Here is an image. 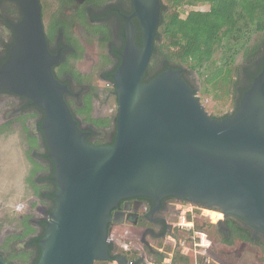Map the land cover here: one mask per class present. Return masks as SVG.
<instances>
[{
  "label": "water",
  "instance_id": "obj_1",
  "mask_svg": "<svg viewBox=\"0 0 264 264\" xmlns=\"http://www.w3.org/2000/svg\"><path fill=\"white\" fill-rule=\"evenodd\" d=\"M141 45L128 31L113 74L118 110L114 142L93 145L69 112L64 87L52 76L39 6L24 0V27L3 69L5 86L44 112L42 130L54 164L55 208L39 240L37 264H94L112 258V210L128 198L180 201L231 214L264 235V68L231 117L208 114L182 78L168 68L147 82L159 25V0H133ZM116 222V221H115ZM0 264H7L0 255Z\"/></svg>",
  "mask_w": 264,
  "mask_h": 264
},
{
  "label": "flooded vegetation",
  "instance_id": "obj_2",
  "mask_svg": "<svg viewBox=\"0 0 264 264\" xmlns=\"http://www.w3.org/2000/svg\"><path fill=\"white\" fill-rule=\"evenodd\" d=\"M23 1L0 0V137L11 136L8 145L11 154L8 155L5 169L1 172L5 176L1 182L6 185L4 188L0 187V191L5 193L4 198L0 197V255L7 264H35L39 256V240L46 230L47 217L55 208L54 195L57 190L53 180L54 164L48 156L49 149L42 130L44 112L25 95L8 89L4 82L3 69L16 44L20 22L24 19ZM183 1L178 8L187 9L184 16H181L183 11L180 12L181 17L187 16L192 10L208 11L211 6L206 0ZM36 2L39 6L46 50L52 59L51 73L64 87L63 98L78 129L93 145L112 144L118 110L113 74L120 65V53L124 48L127 32L133 33L137 47L141 45L140 21L136 16L133 0ZM159 3L161 19L172 8V0H159ZM204 6L207 7L206 10L201 9ZM24 29L21 27L23 32ZM160 30L159 20L156 33L159 34ZM160 39L159 35L158 39L154 40L151 58L142 76L144 81L151 80L176 64L170 57H164L156 50V43ZM261 46L262 49L257 54H242L240 66H243V73L239 78L232 76L230 80V89L234 96L233 103L229 106L231 109L221 116L212 117L224 118L234 114L242 94L264 68V41ZM181 76L190 87L195 88L197 75L194 71L183 68ZM197 97L200 100L198 95ZM6 152L5 150L4 154ZM179 202L186 201L171 196L158 200L148 197L121 200L111 212L114 221L110 222L108 228L110 245L115 246L111 250V256L125 255L122 250H117L116 237L111 238L114 225L128 227L130 237L138 242L134 244L137 247L129 245L131 248L138 250V253L142 252L141 254H144L145 250L152 253L151 242L165 239L167 235L174 233L177 216L175 205ZM196 206L200 208L201 215L208 218L206 224L211 223L214 227L215 246L232 247L233 242L242 243L248 245L247 250L258 251L264 256V235L254 234L252 228L247 229L240 219L231 214L218 219L217 209L208 210L204 205ZM209 213L216 214L215 218L211 215L215 223L210 221ZM230 223L245 229L251 240L246 242L236 238L228 244ZM6 237H9L6 245L9 242L13 245L18 240L21 241L22 244L17 247H25L22 250L28 255L25 262L9 257V251L2 247Z\"/></svg>",
  "mask_w": 264,
  "mask_h": 264
},
{
  "label": "trees",
  "instance_id": "obj_3",
  "mask_svg": "<svg viewBox=\"0 0 264 264\" xmlns=\"http://www.w3.org/2000/svg\"><path fill=\"white\" fill-rule=\"evenodd\" d=\"M206 1L211 4L208 11L192 10L187 16L181 17L178 7L184 1L172 0V8L160 19L161 30L155 39L157 40L159 35L161 39L156 43V50L176 63L170 68L187 65L199 73L204 90H207L206 87L209 88V85L215 89L216 85L221 84L224 87L223 91L228 94L227 89L231 85L230 80L234 72L232 67L234 56L238 52L244 55L260 52L259 44L249 45V42L252 34L264 32V0ZM219 49L223 50V57L217 64L213 56ZM141 81L147 82L144 79ZM235 225L233 223L228 225L230 231L228 244L236 238L249 242L251 238L248 232ZM211 226V223H208L204 228L208 229ZM199 228L204 229L203 226ZM114 248L113 244L110 245V252ZM123 252L127 254V258L134 261L138 258L135 252ZM181 257L178 256L179 259ZM103 263L106 262L98 261L94 264Z\"/></svg>",
  "mask_w": 264,
  "mask_h": 264
},
{
  "label": "rangeland",
  "instance_id": "obj_4",
  "mask_svg": "<svg viewBox=\"0 0 264 264\" xmlns=\"http://www.w3.org/2000/svg\"><path fill=\"white\" fill-rule=\"evenodd\" d=\"M181 12V16H184L185 14V10L187 9L186 7H181L179 8ZM201 9L206 10L207 7L204 6ZM262 41H264V34L260 33H255L252 34L250 37V42L249 44H259L260 45V49L259 51H261L262 46L261 43ZM223 57V50L219 49L213 56V59L215 60V62L217 64L220 63V58ZM242 59V52H238L234 58H233V62H232V67H233V74L232 76H238V78L240 77V75L243 73V66H240V62ZM189 64V62H188ZM183 68L186 69H190L188 68L187 65L182 66ZM194 71V70H192ZM197 75L196 78V82H195V87H197V95L200 97L201 102L203 103V105L205 106L206 111L208 112L209 115H213V116H221L225 113H227L231 107L230 104L233 103L232 100L234 98L230 86L228 87L227 91L228 94H226L223 90L224 87L221 86V84L216 85L215 89H212L214 87H212V85H209V88L206 87L207 90L203 89V85H202V78H200L199 73H197L196 71H194ZM230 108V109H229ZM9 138H11V136H7V138L5 137H0V187L4 188V186L6 185L5 182H1L5 179V176L2 172L3 169H5V161L8 160V155L11 154L9 152L10 150V141ZM5 139V140H4ZM7 151L4 154L5 150ZM4 156V157H3ZM8 164V163H7ZM5 193L0 191V197L4 198ZM18 197V196H17ZM16 197V198H17ZM188 204H192L187 202ZM205 214L208 213V211H203ZM213 215V217L215 218V213H209L208 217L212 219V222L214 221L215 223V219L211 216ZM176 222H177V216L175 218ZM175 222V223H176ZM209 239L212 242V246L209 248L208 250V254L210 255L213 264H264V256L260 255L259 252H254L247 250V246L242 244V243H236L234 244L233 242V246L232 247H226V246H221V247H217L214 244L215 238L214 236H216V233L214 232V227L211 226V228H208L207 230ZM174 235L176 237H180L182 235L181 231L175 229L174 230ZM116 237V238H115ZM9 237H6L5 239V244L3 247V249H5V251H9V257L15 259V260H19L22 262H25L27 260L28 255L26 253H24V251H22L24 248L23 247H17L18 245L20 246L22 243L20 240H18V242H16L13 245H10L11 242H9L7 245L6 243L8 242L7 239ZM111 238L114 239L115 241L118 243V245H116V247L118 248L117 250H121V245L122 244H128V245H132L134 247H137V245H134L135 243L137 244L138 242L135 239H132L128 233V227L126 225H114L111 229ZM163 239H157L154 240L151 246V250H155V248H158L161 245H164L165 239L162 241ZM7 241V242H6ZM155 242V243H154ZM120 245V246H119ZM230 246V245H227ZM165 248H170L167 245L165 246ZM254 248V247H252ZM166 249V250H167ZM255 249V248H254ZM264 250V249H263ZM138 251V250H137ZM142 253V252H140ZM17 254V255H16ZM144 254H146V257L148 258H156V256L152 255V253H148L147 250L144 251ZM263 259H261V257ZM103 264H114L113 261H109Z\"/></svg>",
  "mask_w": 264,
  "mask_h": 264
},
{
  "label": "built area",
  "instance_id": "obj_5",
  "mask_svg": "<svg viewBox=\"0 0 264 264\" xmlns=\"http://www.w3.org/2000/svg\"><path fill=\"white\" fill-rule=\"evenodd\" d=\"M199 209L198 206L187 202L176 203L177 222L174 228L181 231L182 235L180 237H176L174 233L167 235L164 245L155 248L152 252L156 258H148L128 244H122V251H132L138 256L134 261L132 258H127V254L123 252L126 256V264H213L208 254L212 242L207 231L199 228V226L204 228L208 218L202 216ZM166 245L170 248H165ZM179 255L182 256L181 259L178 258ZM112 261L114 264H120L115 259Z\"/></svg>",
  "mask_w": 264,
  "mask_h": 264
},
{
  "label": "bare ground",
  "instance_id": "obj_6",
  "mask_svg": "<svg viewBox=\"0 0 264 264\" xmlns=\"http://www.w3.org/2000/svg\"><path fill=\"white\" fill-rule=\"evenodd\" d=\"M217 217H218V219H220V218H222V215L218 213Z\"/></svg>",
  "mask_w": 264,
  "mask_h": 264
}]
</instances>
